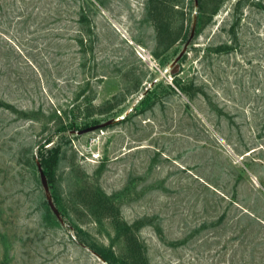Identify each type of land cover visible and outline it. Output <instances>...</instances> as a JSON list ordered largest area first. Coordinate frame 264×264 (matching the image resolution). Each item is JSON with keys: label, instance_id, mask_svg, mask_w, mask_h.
<instances>
[{"label": "rangeland", "instance_id": "rangeland-1", "mask_svg": "<svg viewBox=\"0 0 264 264\" xmlns=\"http://www.w3.org/2000/svg\"><path fill=\"white\" fill-rule=\"evenodd\" d=\"M202 2L175 77L191 0H166L168 48L156 0H0V264H104L46 209L48 137L51 194L90 243L125 252L115 216L148 264H264V0Z\"/></svg>", "mask_w": 264, "mask_h": 264}, {"label": "trees", "instance_id": "trees-1", "mask_svg": "<svg viewBox=\"0 0 264 264\" xmlns=\"http://www.w3.org/2000/svg\"><path fill=\"white\" fill-rule=\"evenodd\" d=\"M156 1L160 2L159 11H158V14L156 15L157 24H158L157 30H158L159 41L165 43V45H166L165 47L168 48L171 45H173L178 39H176L174 36H171L169 24L164 19L165 14H166L165 8L168 7V5H166V0H156ZM191 2L193 5V8L196 9V11H197V23H196V31H195V35H197L199 33V28L201 26V21H202V17H203L202 11L204 10V5H203L202 0H199L198 7H195L194 0H191ZM191 25H192V22L189 24L187 33H185V35L183 36V38L181 40L182 46L185 43V41L189 35ZM87 34H88L87 32L82 31V35L80 38V42L82 44V47H83L82 49H83L84 53H86L85 40L87 42H89L91 40ZM189 48H191V47H189ZM189 48L187 51H189ZM180 49H179V51H180ZM179 51H178V53H179ZM186 56H187V53L184 54V56L182 58H185ZM83 65H86V64L83 62ZM174 76L176 77V75H174ZM179 87H180L181 92L186 93L187 95L192 96V97L195 95V93H191V86L187 85V83H182V84L179 83ZM82 92L84 93V91H82ZM82 92H81L80 96H82V94H83ZM147 94H145L142 97V99L140 100V103H143L147 99V97H148ZM94 98H95V95H94V97L91 98V101H93ZM82 99L88 100L89 97L87 95H84V97H82L80 101H82ZM89 102H90V99H89ZM109 103H110L109 101H106V103H104L102 106H106ZM101 107H99V110L103 112L105 109H102ZM86 108L90 109L89 112L87 113L88 114L87 116H90L91 111H92V109H91L92 108V102H90L89 106L87 105ZM67 113H68L67 110L62 111L63 116H67ZM98 122H100V121L99 120L93 121V123H98ZM87 125L88 124L85 123L84 126H87ZM74 127L75 128H82V127H77V125H75L74 122H71L69 127H68L64 123V121L62 120V126L58 127L57 131H61L62 135L66 136L67 135L66 133L69 132V130H70L69 128L72 129ZM50 142H51V137L46 138L45 141L39 142V145L37 146V149H36V156L39 158V160L42 164V167L44 168L45 174H46L48 182H49V186L51 188V184H52L53 179H54V169L60 160L62 148H61V143L58 141L53 142L52 146H47V144H49ZM52 198H53L55 205L58 207L62 218L64 219L63 225L68 230L72 231V234L76 237V240L79 243L97 251L110 264H148L146 256L142 250V246L138 243L137 238L134 236V233L132 232V230L130 228L131 226H129L126 222H124V221L121 222L119 219H116L115 216H112V219H111L115 228L117 229L119 234L124 237V240H125V245H126L125 252L121 256H119V255H116L115 252L110 248L100 247V246L96 245L95 243H90L89 241H87V239L84 237V231L80 227H78V225H76L74 222H72L70 220V218L66 214V211L64 210L63 206L60 205L59 201L57 200V197L55 195H53V193H52ZM45 204H46V209H47L48 213L51 214V216L55 217L54 214L51 212L48 204H47L46 198H45ZM100 204H101V208L103 207L102 208L103 210H108V212L114 210L113 204L108 205L105 202L100 203Z\"/></svg>", "mask_w": 264, "mask_h": 264}, {"label": "water", "instance_id": "water-1", "mask_svg": "<svg viewBox=\"0 0 264 264\" xmlns=\"http://www.w3.org/2000/svg\"><path fill=\"white\" fill-rule=\"evenodd\" d=\"M194 5L195 7H198L199 5V0H194ZM196 23H197V11L195 10L194 15H193V20H192V25L190 28L189 35L183 44L182 48L180 49L179 53L175 56L173 59L171 65H170V74L171 75H177L180 72L181 64L180 60L184 56L185 53H187L188 47L191 44L193 38L195 37V31H196ZM148 91V88L138 97V100H140ZM115 119L114 118H109L104 121L98 122V123H92L87 126H84L82 128H72L69 130V133L71 134H76V135H82L88 132H92L95 130H101L103 128H106L110 126L112 123H114ZM35 163L39 172L40 176V182L43 187L44 193H45V198L47 201V204L51 210V212L54 214L56 219L63 224L64 219L61 216V213L58 209V207L55 205L52 194L50 191V186L49 182L47 179V176L45 174L44 168L42 167V164L39 160V158L36 156L35 157ZM83 245V244H82ZM92 254H94L98 259H100L104 264H110L101 254H99L97 251L93 250L92 248L86 247Z\"/></svg>", "mask_w": 264, "mask_h": 264}, {"label": "built area", "instance_id": "built-area-1", "mask_svg": "<svg viewBox=\"0 0 264 264\" xmlns=\"http://www.w3.org/2000/svg\"><path fill=\"white\" fill-rule=\"evenodd\" d=\"M94 157H97V154H96V155H94Z\"/></svg>", "mask_w": 264, "mask_h": 264}]
</instances>
